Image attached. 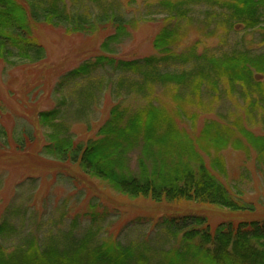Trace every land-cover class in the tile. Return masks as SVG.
<instances>
[{
  "label": "trees",
  "instance_id": "obj_1",
  "mask_svg": "<svg viewBox=\"0 0 264 264\" xmlns=\"http://www.w3.org/2000/svg\"><path fill=\"white\" fill-rule=\"evenodd\" d=\"M79 1L0 0V62L14 67L43 60L45 51L32 37L36 25L85 35L104 24L114 33L102 42V53L64 73L59 87L83 82L98 71L119 76L112 81L116 92L124 79L125 88L136 91L142 88L140 84L148 85L147 89L153 86L167 90L171 86L177 90L170 97L176 103L172 112L183 120L189 115L185 114V97L181 96L217 95L222 81L228 85L226 91L240 95L244 92L237 90V86L258 91L264 103V51L233 50L211 55L190 48L186 54L173 50L183 21L195 17L196 0H159L165 15L164 27L151 41L158 55L134 60L113 58L112 45L126 36L129 23L114 7L118 4L106 7L101 0H90L95 7L87 12L78 6ZM206 1L210 12H205L213 23L226 19L230 30L264 28V0ZM177 61L182 63L179 69L172 67ZM159 106L149 105L132 112L112 105L95 137L85 142H75L73 135L65 132L58 106L39 112L37 122L46 129L41 154L60 164L75 166L80 175L97 179L106 190L129 200L141 198L156 204L184 201L246 214L248 219L211 225L208 218L196 214L162 217L165 232L179 241L176 249L163 250L164 245L152 246L147 241L123 243L101 239L100 230L94 226L96 212L89 205L84 214L89 223L85 232L50 247H41L31 236L9 252L0 246V264H264V218L253 219L254 205L230 194L214 175L225 174L220 153L228 148L252 150L264 159V136L254 135L238 122H205L197 133L189 132L177 128L172 117L163 114ZM187 122L193 126L194 117ZM5 136L0 127V142L6 140ZM18 147L22 149V145ZM133 152L135 165L130 167L129 155ZM10 221L5 214L0 217V236L12 233Z\"/></svg>",
  "mask_w": 264,
  "mask_h": 264
},
{
  "label": "rangeland",
  "instance_id": "obj_2",
  "mask_svg": "<svg viewBox=\"0 0 264 264\" xmlns=\"http://www.w3.org/2000/svg\"><path fill=\"white\" fill-rule=\"evenodd\" d=\"M101 2L106 7L117 3L114 7L129 21L126 36L112 45L113 58L134 60L158 55L151 41L164 27L165 15L159 0ZM67 5L69 7L68 2ZM194 5L198 7L195 17L183 21L180 26L181 35L173 47L175 53L186 54L189 48L211 55L233 50L264 51V28L230 30L226 19L211 22V16L205 12H210L206 0H196ZM78 6L87 12L95 7L91 6L90 0L79 1ZM113 33V29L104 24L85 35L36 25L32 28V37L45 51L43 60L14 67L0 62V127L6 133V140L0 142V217L9 216V229L13 227L12 233L0 236V246L8 252L28 236L41 247H50L85 232L89 223L84 214L89 205L96 212L94 226L100 230L101 239L123 243L147 241L152 246L164 245L163 250L176 249L179 241L165 232L162 217L196 214L208 218L211 225L249 218L246 214L184 201L156 204L141 198L129 200L106 190L104 183L97 179L80 175L75 166L60 164L41 154L46 129L38 124L37 114L57 106L62 128L73 135L75 142L94 138L115 104L132 112L149 105H160L163 114L171 116L177 128L189 132L197 133L205 122L231 125L238 122L254 135L264 136V103L260 93L238 86L236 89L244 92L242 95L237 91H226L228 85L224 81L217 95L181 96L185 97L182 106L189 115L187 120L194 117L193 126L172 112L176 103L170 97L176 95L177 90L171 86H167L170 88L167 90L153 86L147 89L148 85L140 84L142 88L136 91L125 88L127 79H124L123 86L116 92L112 81L119 76L110 71H98L83 82L65 83L59 87L60 77L99 56L102 42ZM181 65L177 61L172 67L179 69ZM253 101L257 105H253ZM19 144L22 149H18ZM220 156L225 164V174L214 173L216 178L230 194L254 205L253 219L264 218V159L252 150L244 152L229 148ZM135 158V152L129 155L130 167H134ZM12 206H16V211L10 210Z\"/></svg>",
  "mask_w": 264,
  "mask_h": 264
}]
</instances>
